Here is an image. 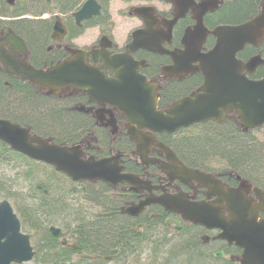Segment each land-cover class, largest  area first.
<instances>
[{"label":"flooded vegetation","instance_id":"af4514ba","mask_svg":"<svg viewBox=\"0 0 264 264\" xmlns=\"http://www.w3.org/2000/svg\"><path fill=\"white\" fill-rule=\"evenodd\" d=\"M15 1V5L22 6L18 2L19 0ZM40 1L38 9L30 10L27 14L14 17L0 15V23H3L0 37L9 32H14L19 36L27 47L28 63L36 69L45 70L58 62H63V60L73 62V52L82 54L84 66L99 70L107 78L113 80L117 79L119 70L124 68L126 72L130 71L138 77H143L146 82L151 84L155 91L156 108L159 111H165L173 103L189 96L202 86L203 76L199 71L193 72V70L199 64L196 60L199 54L208 53L216 43L217 37L211 32L220 26L244 25L259 17L264 6V0H257L253 11L244 18L234 22H218V13H222L223 9L225 11L231 1L235 0H215L217 1L215 7L210 3L205 8L204 3L210 0H177V5L174 3L176 0ZM88 1L94 3V7L89 11L90 16L78 20L77 14ZM5 5L11 7L6 1ZM202 11L204 12L201 16L202 25H198L195 16H199ZM23 20L34 22L37 25L46 24V34L40 52H37L33 42L28 41L29 47L23 38L25 36L19 35V31L17 33L7 28L9 22L21 23ZM55 25L60 27L58 31H55ZM250 39H254L255 44H245L237 51L235 58L243 65H246L252 58H258L254 66L248 68L251 70L244 68L241 73L251 81L262 80L264 79V28L260 29V34L257 31L254 32ZM187 61H189V66L183 67L182 65ZM176 63H181V65L176 67ZM33 86L47 95H51L49 90ZM55 96L64 104L66 111L84 115L87 119L83 129L78 132L76 141L67 146H78L83 152L84 158L94 157L96 160L117 158V163L122 167L120 173L134 175L149 187V189L143 188L135 192L131 190V186L127 182H121L114 186L102 181L73 182L66 177L64 191L67 205H74L77 203L76 199H80L78 208L80 209L84 205L86 207L87 204L82 201H85L86 190L90 188H93L97 194L99 192V195L107 198L111 203L119 205V214L122 208L137 205L147 198L159 197L163 194L175 196L182 193L191 202H209L215 199V197L208 196L210 187L203 186L198 181L182 177V175L168 176L159 164L152 163L153 159L167 163L165 154L155 145L147 147L143 145V149L138 150L136 142L128 134V130L135 129L137 125L130 122L125 110L117 104L107 100L96 101L85 91H78L72 87L56 92ZM227 116L228 118L224 121L236 120L239 122L235 112H230ZM209 122L219 123L218 121H208L195 125ZM190 127L178 129L172 134L155 133L141 128L140 133L145 137L152 136L155 141L168 146L161 139L166 136H179V133H184L183 131ZM241 129L243 131V128ZM260 129L250 131L253 134H258ZM168 148L173 151L170 146ZM145 150L148 153L141 154ZM173 153L175 154L174 151ZM175 156L179 159L176 154ZM181 162L187 168L211 175L214 180L226 188L235 189L239 185L247 186L249 198L253 203L257 202L253 190L254 187H259L244 177L228 171L226 168H212L208 165L197 168ZM120 215L127 217L130 224L134 219L148 218L150 221H156L162 226L163 232L169 239L180 238L183 233L195 229L194 232L197 233L201 244L207 247L214 256L222 253V257H217L219 259L237 261L242 253V249L233 243L229 244L227 241L217 238L218 230H208L189 222H182L180 215L166 212L157 203L145 206L137 216L126 213ZM258 218L263 219L264 212H259ZM168 219L180 221L182 230L175 232L173 223L170 224L171 228H167L164 222ZM61 239L60 243L64 242L62 246L65 248L74 253L80 251L79 240L73 234L67 233ZM77 256L85 257L83 254ZM93 257L88 259L92 262L96 260L108 262L110 259V257L104 259H94Z\"/></svg>","mask_w":264,"mask_h":264},{"label":"water","instance_id":"95a60500","mask_svg":"<svg viewBox=\"0 0 264 264\" xmlns=\"http://www.w3.org/2000/svg\"><path fill=\"white\" fill-rule=\"evenodd\" d=\"M13 5L15 0H5ZM51 2L52 0H47ZM211 1V2H210ZM204 3L215 7L217 1ZM191 2V1H190ZM175 5L178 1L176 0ZM93 1H88L77 14L78 20L88 17ZM202 11L195 16L198 25H202ZM264 28V6L262 14L252 21L237 27H217L213 32L217 37L212 50L199 54L198 66L193 70L203 76L202 86L173 103L165 111L156 108L155 91L145 78L138 77L124 68L119 70L116 80L107 78L101 71L84 66L82 54L73 52V62L63 60L45 70L36 69L28 63L27 47L24 41L14 32L0 37V66L10 76L28 81L40 89L56 93L72 87L85 91L96 101L107 100L125 110L130 122L137 127L130 129L129 136L136 142L138 150L144 146L155 145L165 154L167 163L151 160L159 164L168 176L182 175L210 187L208 196L212 201L191 202L181 194L147 198L137 205L122 209L121 213L137 216L145 206L151 203L161 205L166 212L178 214L182 222L218 230L217 238L234 244L242 249L239 264H264V218L259 219V212H264V191L254 187L257 202L253 203L248 196L247 186L238 188L222 186L211 175L187 168L168 146L155 141L154 137H145L141 128L150 132L172 134L178 129L189 128L198 123L220 121L228 118V113L235 112L243 131L259 128L264 125V79L251 81L242 70L254 66L258 58H252L246 65L237 62L235 54L247 43L255 44L250 39L254 32ZM60 27L55 25V31ZM181 63H176L179 67ZM114 66V65H111ZM189 66V61L182 65ZM251 70V69H248ZM0 141L12 150L25 157L53 166L72 181H102L117 185L121 182L130 184L132 191L149 189L136 176L122 174V167L117 158L96 160L94 157H83L78 146L66 147L53 145L40 137L32 136L29 131L18 124L0 119ZM148 153L145 150L144 154ZM167 228L174 224L175 232H180V221L166 220ZM53 235L58 229L49 228ZM34 251L29 235L21 231L20 221L7 201L0 202V264H23L32 260ZM222 257V253L215 255Z\"/></svg>","mask_w":264,"mask_h":264},{"label":"trees","instance_id":"16d2710c","mask_svg":"<svg viewBox=\"0 0 264 264\" xmlns=\"http://www.w3.org/2000/svg\"><path fill=\"white\" fill-rule=\"evenodd\" d=\"M18 2L22 6L16 4L7 7L5 1L0 0V15L14 17L27 14L30 10L38 9L41 3L40 0ZM256 4L257 0L231 1L225 11L223 9L222 13H218L217 20H240L252 12ZM2 26L3 23H0V29ZM7 28L25 36L23 38L29 47V42H33L37 52L42 50L45 23L37 25L28 20L21 23L11 21ZM64 108L57 96L47 95L30 83L9 76L0 66V118L18 123L53 144L69 145L76 141L87 119L84 115L68 112ZM183 132L179 136L161 139L173 149L179 160L197 168L207 165L226 168L264 190V137L259 138L252 131H242L236 120L194 125ZM19 163L24 167L17 176L24 181L27 191L19 194L6 191L9 187L13 189L10 184L12 180L0 173V195L4 192L3 197L13 196L17 206L18 201L21 202L23 209L20 205L18 208L23 227L32 238L34 234L38 235V243L33 246L36 263L239 264L229 259L216 258L201 244L195 229L183 233L182 238L174 241L168 238L156 221L148 218L134 219L130 224L127 217L119 214V205L111 203L99 192L97 194L93 188L86 190L85 201H82L87 204L86 207L78 208L80 199H76L74 205H67L64 175L50 166L33 162L12 151L0 141V168L6 164H15L13 170L16 171ZM49 225H59L58 237L49 233ZM67 233L79 240L80 251L74 253L61 245L60 239ZM79 254L85 257L80 258V262H72L71 255ZM92 257L110 259L108 262H92L88 259Z\"/></svg>","mask_w":264,"mask_h":264},{"label":"rangeland","instance_id":"374dc122","mask_svg":"<svg viewBox=\"0 0 264 264\" xmlns=\"http://www.w3.org/2000/svg\"><path fill=\"white\" fill-rule=\"evenodd\" d=\"M256 135H258V137L259 138H261V137H264V127H262V129L258 132V134H256ZM12 163V162H11ZM14 165L15 164H6L5 166H2L0 169V173H3L4 175H6L9 179H11L12 181H13V183H15L16 184V186L13 188V189H11L10 187L6 190V191H9V192H13V191H16L18 194L19 193H24V192H26L27 191V189L25 188L26 187V185L24 184V181H22L17 175L18 174H20V170L22 169L19 165L16 167V171H14L13 169V167H14ZM11 194V193H10ZM4 196V192L0 195V201L1 200H7L10 204H11V206H12V208H13V210H14V212L16 213V215L18 216V218H19V220L21 221V223H22V220H21V217H20V208H18V206L20 205L21 207H22V209H23V206H22V204H21V202L20 201H18V206H17V200L16 199H14V197L13 196H11V198H9V199H7L6 197H3ZM59 227V225L57 226V228ZM22 230L24 231V232H26V233H28V231L23 227V225H22ZM180 238H182L181 236H180ZM38 235H36V234H34L33 235V238L31 239V243H32V245L33 246H35L37 243H38ZM173 240L175 241V240H178V238H173ZM174 241H172V242H174ZM169 244V243H168ZM143 251L144 250H142L141 252L143 253ZM139 253V252H138ZM72 257L70 258L71 259V261L72 262H80V257H78V256H75V255H71ZM138 256V255H137ZM142 257V256H141ZM133 258V257H132ZM135 258V257H134ZM133 258V259H134ZM130 261V260H129ZM26 264H39V263H36V261L33 259L31 262H29V263H26Z\"/></svg>","mask_w":264,"mask_h":264}]
</instances>
